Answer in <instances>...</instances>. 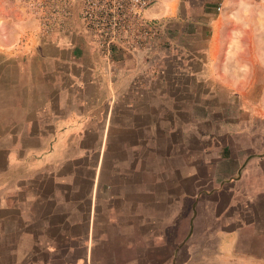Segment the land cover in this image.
I'll return each instance as SVG.
<instances>
[{"label": "crops", "instance_id": "1", "mask_svg": "<svg viewBox=\"0 0 264 264\" xmlns=\"http://www.w3.org/2000/svg\"><path fill=\"white\" fill-rule=\"evenodd\" d=\"M231 19L197 73L218 99L196 96L187 63L171 97L43 94L34 110H0V264H264V126L225 114L228 94L252 102L244 87L264 69L233 74Z\"/></svg>", "mask_w": 264, "mask_h": 264}, {"label": "rangeland", "instance_id": "2", "mask_svg": "<svg viewBox=\"0 0 264 264\" xmlns=\"http://www.w3.org/2000/svg\"><path fill=\"white\" fill-rule=\"evenodd\" d=\"M248 1L264 12V0ZM240 2L0 0V110L8 114L34 110V100L43 94L70 100L82 93L91 96L94 106L105 105L114 93L171 97L179 88L169 81L186 74L177 66L187 63L195 66L196 96L218 99L215 88L203 85V75L197 73L208 61V37L212 33L215 40L219 37L223 30L220 18L233 20L232 11ZM237 25L232 23V27ZM232 31L240 34L242 50L236 58L245 66L242 77H235L250 81L249 63L264 69V46L257 44H264V25H239ZM8 35L11 45L6 43ZM245 47L256 54H244ZM244 92L249 99L252 95V102L240 103L226 96L228 127L264 126L261 119L257 122L246 115V107L264 114V71ZM196 114L206 113L200 110Z\"/></svg>", "mask_w": 264, "mask_h": 264}, {"label": "bare ground", "instance_id": "3", "mask_svg": "<svg viewBox=\"0 0 264 264\" xmlns=\"http://www.w3.org/2000/svg\"><path fill=\"white\" fill-rule=\"evenodd\" d=\"M232 17H233V21L239 24L241 27L245 25H251V24H254L257 27L264 25L263 9L259 5H256L254 1L252 2L248 0H242V2L238 3L237 6L235 5L232 11ZM0 26L3 27L2 22H0ZM237 26H234V28ZM239 39H240V34L238 31H235V33L229 35L228 37L229 46H227L226 48L227 52L224 55V56H227L226 59L232 62V65H233L232 67L234 68L233 74L235 76L237 75L241 76V74L243 73V70L245 69L244 65L239 64L240 62L237 59L238 57L236 58L238 49H239V43H240ZM248 39H250V36L248 37ZM257 44L264 46V44L261 41H258ZM220 48L221 47L219 46V40H217L216 38L215 48L213 49H214V57L217 59H219Z\"/></svg>", "mask_w": 264, "mask_h": 264}]
</instances>
